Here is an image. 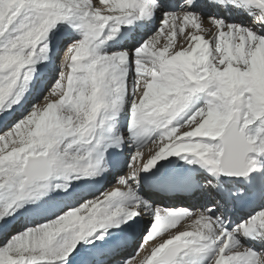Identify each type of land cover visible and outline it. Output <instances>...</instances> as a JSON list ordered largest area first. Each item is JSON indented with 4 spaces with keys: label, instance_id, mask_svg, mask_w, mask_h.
I'll list each match as a JSON object with an SVG mask.
<instances>
[{
    "label": "snow or ice",
    "instance_id": "obj_1",
    "mask_svg": "<svg viewBox=\"0 0 264 264\" xmlns=\"http://www.w3.org/2000/svg\"><path fill=\"white\" fill-rule=\"evenodd\" d=\"M0 264H264V0H0Z\"/></svg>",
    "mask_w": 264,
    "mask_h": 264
},
{
    "label": "bare ground",
    "instance_id": "obj_2",
    "mask_svg": "<svg viewBox=\"0 0 264 264\" xmlns=\"http://www.w3.org/2000/svg\"><path fill=\"white\" fill-rule=\"evenodd\" d=\"M207 10H208V8H207ZM211 10L219 13L220 15H226V13L219 8H211ZM232 16H233V20L238 18V20L245 21V23H251V17H247L245 15H237L235 12H232ZM156 25L157 26L159 25V20L156 21ZM66 27H67L66 25H59L58 26V32H62L63 29ZM207 27H210V25L208 24ZM145 31H146V29H145ZM141 34H142V30L139 27H137L136 31L133 33V36L139 37ZM134 44H135L134 39H130V40L126 41V45L128 47H132ZM37 69H38V71H41V72L46 71L48 69V62L45 61L40 66H38ZM50 83H51V81L49 82V84ZM33 84H34V87L36 86V88H33V95L28 100L29 105L35 99L34 93H35L36 89L39 87L40 82L37 80V81H34ZM122 119L125 123L126 118L122 117ZM123 129H124V127H123ZM131 151H132V149L125 147L124 152L119 153L114 158L110 157V159H109L110 170H109V172H107L105 174L104 178H101L98 181H77L76 183L85 185V187L83 189H81V191H92L96 188H100L101 185L103 187H111L112 184L115 183V177L117 175H122L124 173V171H126L128 154ZM172 159H175V158H172ZM120 163H122L124 165V167H120L119 166ZM161 163H167V162L163 161ZM177 167H180L179 162L177 164ZM183 171L189 172V178L192 181H193V178H195L197 180V183H199L201 185L206 182V173H203L199 168H195V170L190 171L188 166L184 165ZM142 176H144L142 193L145 194L146 196L152 198L156 203L162 204L164 202L163 205L166 207H167V205L173 206V205H178V204L184 205L185 207H187L189 205H193V204L198 205L199 201L201 199H202V203H205L206 201L210 203V201L208 200V192L207 191H204V192L197 191V192H193L191 195L185 194L184 191H171V192L168 191L169 194L164 195L157 190V187H154L155 182L163 183L165 186H167L168 183H176L177 185L182 187L185 182L191 183L190 180H188V179L176 182L177 179L168 180L166 178H162L160 181H156V180H153L150 178L151 173L142 174ZM221 181H223V180L221 179ZM225 188L228 191H235V188H233L231 185H225ZM210 191H211V194L213 196H216L217 198H219L221 195V193L219 191H217L216 189H211ZM56 194H59V193H56ZM242 215H244V214L243 213H237V212L232 213L233 219H235L237 216H242Z\"/></svg>",
    "mask_w": 264,
    "mask_h": 264
},
{
    "label": "rangeland",
    "instance_id": "obj_3",
    "mask_svg": "<svg viewBox=\"0 0 264 264\" xmlns=\"http://www.w3.org/2000/svg\"><path fill=\"white\" fill-rule=\"evenodd\" d=\"M208 11H212L211 10V8L210 7H208ZM233 22H236V23H245V21H240V20H238V18L237 19H234L233 20ZM207 25H208V23H207V19L205 20V27H207ZM57 63L59 62V57H57ZM41 64H38L37 65V67L38 66H40ZM33 88H36V86L34 87V84H33ZM31 98V97H30ZM126 124H127V120L125 121V123H124V129H123V127H122V129L121 130H123V131H125L126 130ZM124 152V151H123ZM119 153H115L113 156H112V158H114V157H116L117 155H118ZM114 184V183H113ZM162 203V202H161ZM162 204H164V202L162 203ZM199 204H202V199L199 201ZM168 206V205H167ZM169 206H171V205H169ZM174 206H180V207H185L184 205H173V207Z\"/></svg>",
    "mask_w": 264,
    "mask_h": 264
},
{
    "label": "water",
    "instance_id": "obj_4",
    "mask_svg": "<svg viewBox=\"0 0 264 264\" xmlns=\"http://www.w3.org/2000/svg\"><path fill=\"white\" fill-rule=\"evenodd\" d=\"M223 179H225L224 177H222Z\"/></svg>",
    "mask_w": 264,
    "mask_h": 264
}]
</instances>
